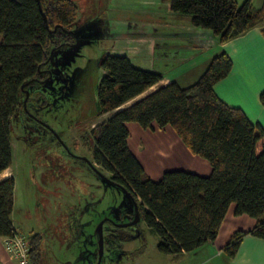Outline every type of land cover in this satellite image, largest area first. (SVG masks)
<instances>
[{
	"label": "trees",
	"instance_id": "obj_1",
	"mask_svg": "<svg viewBox=\"0 0 264 264\" xmlns=\"http://www.w3.org/2000/svg\"><path fill=\"white\" fill-rule=\"evenodd\" d=\"M169 10L188 18L190 26L210 30L220 44L264 23V0L259 8L252 0H170ZM76 18L71 0H0V174L11 166L15 119L23 118L24 106L30 112L41 106L38 100L47 102L39 85L50 56L78 40ZM100 66L96 117H109L84 133L83 146L93 149L96 164L138 202L142 221L158 236L157 250L179 256L214 241L232 204L236 215H248L256 224L248 233L235 232L223 251L234 257L246 234L264 240V129L213 89L232 70L228 54H215L191 85L170 82L124 108L158 85L163 74L135 68L126 56L107 55ZM259 101L264 106V91ZM131 123L144 130L170 127L190 154L209 163L210 174L173 170L150 179L128 146ZM13 192L12 177L0 182L3 239L18 233L10 219ZM29 239L30 262L39 264L42 237Z\"/></svg>",
	"mask_w": 264,
	"mask_h": 264
},
{
	"label": "rangeland",
	"instance_id": "obj_2",
	"mask_svg": "<svg viewBox=\"0 0 264 264\" xmlns=\"http://www.w3.org/2000/svg\"><path fill=\"white\" fill-rule=\"evenodd\" d=\"M71 1L77 7L75 31L85 44L75 48L73 56L67 59L62 53L64 73L52 86L54 105L39 113L45 119H62V125L58 126L61 141L50 143L47 138L41 141L33 133L35 129L25 127L24 119H15L10 137L9 171L15 184L11 222L26 237L41 235L39 264H75L81 253L95 251L98 244L95 231L100 223L104 239L108 240V233L115 234L114 222L124 219L122 215L133 209L126 193L106 181L109 173L91 164V149L85 145L75 148L82 132L73 119H81V127L88 131L91 124L109 117V114L96 117L97 88L104 74L101 60L107 55L126 56L135 68L161 73L185 87L203 73L211 58L218 54L220 44L210 30L190 26L188 18L171 14L170 0ZM262 2L253 0L255 7ZM243 47L249 48V43ZM253 49L251 66L258 68L262 57L256 46ZM165 128L159 134L163 143L174 133L170 127ZM138 129L130 128V144L136 147L142 141L143 147L141 150L129 147L136 158H142L145 167L162 175L173 170L187 172L181 155H171L164 149L168 152L166 158L156 157L157 135L146 132L141 136ZM130 233L135 238L121 243L122 248L127 245L130 250L136 248L126 253V264H191L199 259L198 248L192 254L188 252L189 257L159 252L158 236L142 220ZM137 250L144 255L136 263L135 256L140 253ZM107 255L106 252L103 260Z\"/></svg>",
	"mask_w": 264,
	"mask_h": 264
},
{
	"label": "crops",
	"instance_id": "obj_3",
	"mask_svg": "<svg viewBox=\"0 0 264 264\" xmlns=\"http://www.w3.org/2000/svg\"><path fill=\"white\" fill-rule=\"evenodd\" d=\"M263 26L264 23L262 26L255 27L246 32L245 34L235 39H232L224 44L217 45L216 42V45L219 48L217 50V53H219L221 50H224V52H226L231 58L232 70L226 78L217 82L214 85L213 89L216 95L222 101H224V103L231 107L240 108L247 116L250 122H252L253 124H258L264 129V106L259 101V95L261 92L264 91V37L261 34ZM246 43H249V48L243 47V45ZM253 46L257 47V53L262 57V65L258 68L251 66L252 58L255 54ZM170 82V79L164 76V79L158 85L150 88L149 90L153 91L157 87L161 85H167ZM149 90L146 92H150ZM145 93L138 96L137 98L130 101L121 108L127 107L133 102H136L137 100H140L141 98L145 97ZM127 128L129 131L128 146L132 148L139 147L140 150L143 147L142 141L141 144H137L136 147H133L130 144V128L132 129V131L139 128L138 130L142 132L141 136H144L146 132L155 133V135H157L158 143L155 146V152L157 153L156 157H160L162 159L166 158L168 152L165 150H168L170 151L171 155H181L184 158L187 165V172L195 173L200 176H207L208 174H210L211 167L209 163L200 157L190 154L188 150L184 147V145H180V139L176 136L175 133H170V136L167 141L163 143V137L159 134L161 130L166 128L158 129L155 127L153 130H144L141 127H135L134 124H127ZM149 139L150 138H147V140ZM259 144L262 145L261 141L257 144V146ZM137 159L141 163L143 169L145 170L146 174L149 176L150 179L158 181V179L161 178V172L154 173L152 169H150L148 166L145 167L142 158ZM9 169L10 168L6 169L3 173L0 174V182L9 177H12ZM14 193L15 186L13 192V201ZM255 224L256 220L254 218L249 217L248 215H236L235 205H230L216 238L214 239V241L205 243L204 245L198 248L197 254L199 255V259L195 262H192L191 264H264V240L256 238L251 234H246L242 238V241L240 242V245L234 257H229L223 251V248L226 246V244L229 243L232 235L235 232L242 231L248 233L254 228ZM3 240V238H0V264H18V262L12 259L7 253L3 244ZM130 248V245H127L126 248L123 250L129 251ZM135 248L130 251H134ZM143 255L144 252L140 251V253L135 256V259L137 260L136 263L140 262L141 257H143ZM182 255H186L187 257L190 256L187 253H183Z\"/></svg>",
	"mask_w": 264,
	"mask_h": 264
},
{
	"label": "flooded vegetation",
	"instance_id": "obj_4",
	"mask_svg": "<svg viewBox=\"0 0 264 264\" xmlns=\"http://www.w3.org/2000/svg\"><path fill=\"white\" fill-rule=\"evenodd\" d=\"M77 38L78 40L74 38L73 43L80 41L82 39V36L78 34ZM65 52L66 51H64L63 49L62 50L58 49L55 52H53V54L51 55L48 61L46 79L42 81L41 85H39L43 94H45V96L47 97V102L38 100L37 102L41 106L31 108L30 112L27 110L26 106H24L25 114L23 115V118H22L24 119V122H26L25 127L27 129L28 128L33 129V130L35 129L33 133L38 134V136L42 138L41 141L44 138H47L50 141V143L57 142V140L61 141L60 134H62V131L58 130V126L62 125V119L55 120V119H52L51 117L50 119H45L41 117L39 113L42 110L47 112V109H49L50 107L54 105V101H53L54 91H53L52 86L54 85V82L57 79V77H60L62 73H64V68L62 64V59H63L62 53H63V56L66 57L67 55H64ZM31 90H34V88H32ZM27 96H28V93H27ZM59 109H62V107L59 106ZM22 119H19V120H22ZM73 121L76 123L75 126L78 127L82 132V134H80L77 137V144L75 148H77L78 145H81L83 147L82 141H83L84 133L90 132L91 129L95 125L91 124L89 130L87 131L81 127L80 125L81 119H75V120L73 119ZM53 124H56V127L55 125L53 126ZM28 125H30V127ZM91 157H92L91 164L92 165L95 164L96 167H100L98 164H96V162L93 159V149L91 150ZM102 169L105 170L104 168ZM107 172L109 173L110 178H106V181L118 187L119 189L123 190L118 184H116L113 181V177H114L113 174L109 171ZM123 192L126 193V195L128 196V201H130V203L133 205L132 211H129L123 214L122 218L124 219H122L121 221L114 222L112 231L115 234L111 235L110 233H108L110 238L108 240L106 239L103 240V248H102L101 257L99 256L100 247H99V244H97L95 247V251L90 252L89 254L81 253L79 257L77 258L75 264H84V263H87V264H126V259H127L126 253H129L131 251H124L123 250L124 248H122L123 244L121 243H125L134 237L133 233H130V232L134 230V227L138 225V222L142 219H141V215L139 212L138 202H136V200L130 194H128L125 190H123ZM103 238L105 237L103 236ZM106 252L108 253L107 258L106 260H103L104 254ZM91 257H92V261H90Z\"/></svg>",
	"mask_w": 264,
	"mask_h": 264
},
{
	"label": "built area",
	"instance_id": "obj_5",
	"mask_svg": "<svg viewBox=\"0 0 264 264\" xmlns=\"http://www.w3.org/2000/svg\"><path fill=\"white\" fill-rule=\"evenodd\" d=\"M4 247L12 259L18 264H31L30 262V239L20 233L12 237L4 238Z\"/></svg>",
	"mask_w": 264,
	"mask_h": 264
},
{
	"label": "water",
	"instance_id": "obj_6",
	"mask_svg": "<svg viewBox=\"0 0 264 264\" xmlns=\"http://www.w3.org/2000/svg\"><path fill=\"white\" fill-rule=\"evenodd\" d=\"M76 34V32H75ZM82 44H85V42H81V41H77L74 45L71 46V49L66 51L64 55H67L69 57H72L73 56V51L75 50V48L79 47L80 45ZM51 57V56H50ZM25 108V107H24ZM138 219V218H137ZM138 221V220H137ZM102 226H103V223H100L98 225V229L95 231L97 232L98 234V244H99V256L101 257L102 255V248H103V231H102Z\"/></svg>",
	"mask_w": 264,
	"mask_h": 264
},
{
	"label": "bare ground",
	"instance_id": "obj_7",
	"mask_svg": "<svg viewBox=\"0 0 264 264\" xmlns=\"http://www.w3.org/2000/svg\"><path fill=\"white\" fill-rule=\"evenodd\" d=\"M67 57H68V56H66V57H64V58H66V59H67Z\"/></svg>",
	"mask_w": 264,
	"mask_h": 264
}]
</instances>
